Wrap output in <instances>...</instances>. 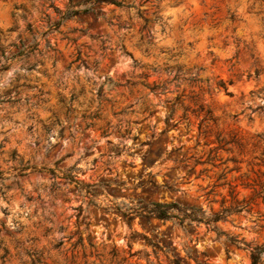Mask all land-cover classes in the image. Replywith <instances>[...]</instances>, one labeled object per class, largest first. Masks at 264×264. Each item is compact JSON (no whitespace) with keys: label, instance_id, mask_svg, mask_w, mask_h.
Wrapping results in <instances>:
<instances>
[{"label":"rangeland","instance_id":"rangeland-1","mask_svg":"<svg viewBox=\"0 0 264 264\" xmlns=\"http://www.w3.org/2000/svg\"><path fill=\"white\" fill-rule=\"evenodd\" d=\"M123 2L133 6L126 8L110 3H91L89 0H67L63 15L53 22L50 17L41 15L42 0H0V56L2 51L6 55L8 48L16 52L21 42L36 45L31 53L13 59L32 76L19 84L13 82L11 89L0 90V97H8L12 91H15L17 97H22L27 102L33 89L42 98L51 97L56 111L60 112L65 120L71 121L74 119L73 114L76 113L85 123L91 124L87 128L85 123L82 125V128L87 130L85 136L98 135L104 144L108 145L107 155L113 158L119 157L123 154L120 146L112 139L105 140L107 127L101 124L104 130L100 131L94 123L101 121L103 111L97 109L91 113L87 110L77 113L74 107L81 97L86 96L89 86L81 83L80 80H76L74 84L65 83L63 80L54 81L53 70L62 69L64 72H69L73 66L79 68L81 64L87 68L86 58L92 55L99 58L111 53L113 58L117 59L113 69L119 67L123 73L124 66L117 58L121 47L127 50L125 55L133 54L135 49L132 47L131 37L143 40L144 37L140 33L146 28L155 27L159 36L156 37L154 33V38H164L161 44L160 60L154 66H150L147 71H141L138 81H129L132 85L131 89H125L129 95L135 89L141 90L147 94L155 107L150 109L141 103L143 108L140 113L141 118L131 120V124L137 127L125 128L124 131L131 136L132 143L143 140L141 146L146 147L148 152L153 151L154 143L166 145L169 155L175 154L178 157L183 176L180 177L175 169L172 173L165 172L170 179L172 174H175L181 180L178 188L165 185V191L160 186L161 178L158 173L154 179L144 178V169L141 167L144 158L141 157L139 164L132 162L133 171L128 172L120 184L122 186L124 181L131 183L133 179L136 180L137 187L133 190V195L137 197V204L152 200H174L181 204L201 207L204 210L208 206V201L211 200L216 209L230 207L228 201L233 199V191L236 189L248 191L241 183L242 180L247 179L251 183H256L264 177V152L254 154L255 145L250 147L249 141L230 127V121L238 119L237 113L227 109L222 112L218 105L226 104L238 94L241 98L246 94L251 95L255 83L252 76L261 75L259 70L247 71V64L242 58L229 67L228 61L236 53L222 39L223 33L220 31L222 10L215 4L205 7V0H194L191 7L195 9V12L184 16L185 10L180 6L185 4L186 0H168V19L173 21L172 28L177 36L181 37V39L172 40L165 35L169 29L159 25L162 17H159L157 13H152L151 17L146 15L148 9L143 7V3L138 7L137 0H123ZM49 4L48 6L60 15L61 10L53 3ZM205 18L207 22L202 23ZM129 32L131 36L128 35ZM120 33L125 34L120 35ZM13 34H15L14 40L11 39ZM5 41L7 44L4 43ZM173 45H175L174 49ZM169 51L171 55L168 54ZM98 62L99 59H97ZM30 66L32 67L28 69ZM7 70L8 68L3 71ZM113 82L116 85L112 88L120 87L119 82ZM143 83L163 84V86L150 91L143 86ZM61 84L67 89V95L56 90ZM165 89L170 91L165 94ZM217 90H219L218 95L214 98L213 93ZM103 92L104 85L96 91L97 98L101 97ZM158 92L159 96H157ZM25 93L29 95H24ZM4 102L0 101V103ZM127 107L132 108L135 113L134 105L128 104ZM162 107L173 110L174 115L171 120L168 118L167 111L163 117L157 119ZM248 107L251 108V105ZM118 111L121 115H125L123 107ZM53 114L55 115V112ZM116 114V112L112 113L113 116ZM92 115L96 116L89 118ZM239 116H243L242 111L239 112ZM61 123L62 121L57 119L54 122L55 127L44 126L51 148L45 151L38 161L41 174L33 179L46 190L47 196L52 200L53 209L62 207L64 211L60 212V216L67 215L73 230H77L75 226L85 214L84 204L73 199L75 188H68L67 194L63 192L66 182L69 181L61 177L60 165L71 154H61L66 132L70 127V124L61 127ZM107 123L110 125L111 121ZM169 124L174 125L168 128V135L175 137L172 143H168L165 136V129ZM181 126L185 128L183 135L178 131ZM61 128H63L62 136H59ZM31 130L32 126L29 125L25 131L31 133ZM146 132L154 137V140L148 139ZM0 147L3 146L0 145ZM96 152H100V147L96 148ZM85 155L92 156V165L100 163L98 156L88 152H85ZM8 156L13 161L21 160L23 164L27 162L32 165L30 160L20 155L17 148L10 149ZM53 157H55L54 162ZM32 158L35 159V156L33 155ZM105 162L112 163V161ZM155 163L156 161L153 160L149 167L151 168ZM172 163L174 162L170 160L169 164ZM50 164L51 167H49ZM78 164L81 165L78 179L83 182L87 190H91L92 177L84 170L82 162L78 161ZM128 165V161H120L117 175L125 171ZM41 167L53 169L56 176L41 170ZM72 167L75 168L76 165ZM30 171L28 169L22 177H27ZM106 171L111 172L112 169L107 168ZM148 177H152L151 172L148 173ZM107 179L101 177L99 183L103 185ZM110 179L113 183L116 182L115 176ZM71 183L75 184V182ZM111 195L112 193L109 192V196ZM59 196H64V199L57 203ZM25 202L30 205L32 198L23 196L17 208L23 209ZM0 211H3L6 216L11 215L9 209L0 207ZM244 211L252 212L253 208L239 209L240 213ZM20 215L25 220L29 218L24 217L23 212ZM31 215L32 213L29 212V216ZM96 215L99 216V220L90 221L88 227L95 230L97 240L103 238L111 244L108 264H169L172 257L178 258L182 264H195L193 258L187 257L185 249H189L193 257L204 261L205 264H251L249 251L241 255L243 250L239 247L237 251H232L229 246L221 245L220 236L216 237V234H213L214 232L203 222L184 223L179 226L155 217L138 216L134 218L130 226L125 222L122 233L117 216L115 232L109 233L105 230V222L112 217L106 213H96ZM226 222L227 217L223 221H217L216 224ZM243 223L242 221L241 224ZM129 228H135V231L128 234ZM234 228L235 225H232L224 231H231ZM62 229L63 225H61ZM90 235V233L82 234L79 239L87 244ZM124 235H129V239L125 240ZM149 242L157 243L161 249H154ZM256 244L264 243L253 245ZM121 249H123L122 254ZM259 264H264V253Z\"/></svg>","mask_w":264,"mask_h":264},{"label":"clouds","instance_id":"clouds-1","mask_svg":"<svg viewBox=\"0 0 264 264\" xmlns=\"http://www.w3.org/2000/svg\"><path fill=\"white\" fill-rule=\"evenodd\" d=\"M193 2L194 0H186V3L180 6L185 10L184 16L195 12V9L191 7ZM49 3H53L61 10L60 15H57V12L48 6ZM141 3L145 9H148L146 15L151 17L155 12L159 17H162L159 20V25L169 29L165 34L167 37L172 40L181 39L172 28L173 21L168 19V0H146V2L137 0L138 7ZM66 4L67 0H47V2L42 0L41 15L50 17L55 22L63 15ZM212 4L222 10V26L220 27V31L223 33L222 39L236 53L228 61L229 67L242 58L243 62L247 64V71L259 70L261 74L252 76L255 83L251 95L246 94L241 98L238 94L226 104L218 105L222 112L227 109L237 113L238 119L230 121V127L244 136L249 141L250 147L255 145L254 154L258 155L260 152H264V0H205V7L212 6ZM206 22L207 18L202 23ZM154 33L156 37L159 36L155 27H149L140 33L144 37L143 40L131 37L132 47L135 49L131 55H125L127 50L121 47L117 58L124 66L123 73L119 67L113 69V65L117 64V59H114L111 53L104 57L98 58L96 55H92L86 58L87 68L81 64L79 68L73 66L69 72H64L62 69L53 70L54 81L63 80L65 83L74 84L76 80H80L81 83H86L89 86L86 96L81 97L74 107L77 113L84 110L89 113L97 109L103 111L101 121L94 123L100 131L107 127L105 140L112 139L115 144L120 146L123 154L119 157L113 158L107 155L108 145L104 144L98 135L85 136L87 130L82 128L85 121L81 120L76 113L73 114L74 119L71 121L65 120L63 115L56 111L51 97L42 98L35 89L32 90L27 102L22 97H17L15 91H12L8 97H0L5 101L0 103V145L3 146L0 147V207L11 211L10 216H6L3 211H0V241H3L0 243V264H108L111 244L103 238L97 240L95 230L89 228L88 224L90 221L97 222L99 220L96 213H106L112 219L105 222V230L114 233V225L118 216L123 233L125 222L132 223L130 218L140 215L141 209L136 202L137 197L133 195V190L137 187L136 180L133 179L131 183L124 181L122 186L120 184V181L124 180V176L133 171L132 162L139 164L140 158L143 157L144 163L141 167L144 169V178L154 179L158 173L161 178L160 186L165 191V185L177 188L180 186L181 180L175 174H172L171 179L165 175V172L172 173L175 169L176 172H179L180 177L183 176L182 165L179 164L178 157L175 154L169 155L166 145L154 143L153 151L148 152L146 147L141 146L143 140L132 143L131 136L124 131L125 128L135 129L137 127L131 124V120L141 118L140 113L143 111L141 103L150 109L155 107L147 94L141 90L135 89L131 95L125 91V89L132 88L129 81H138L141 71H147L150 66H154L160 60L161 44L164 42V38H154ZM124 34L120 33V35ZM128 35L131 36V33L129 32ZM11 39H15V34ZM4 43L7 44V41ZM174 48L175 45H173ZM13 53L14 49L8 48L7 54L0 56V65L10 66L7 71L0 72V76H2L0 90L11 89L13 82L19 84L32 76L12 59ZM168 54L171 55V51ZM97 59H99L98 63ZM237 67H239L238 64ZM109 77L112 81L119 82L120 87H109ZM101 85H104V92L101 97L97 98L96 91ZM56 90L68 94L63 84L59 85ZM168 91L170 90L165 89V94ZM218 91L213 93L214 98L218 95ZM24 95L29 94L25 93ZM159 95L158 92L157 96ZM128 104L135 106V113L132 108L127 107ZM161 104H164L163 100ZM249 105L251 108L248 107ZM122 107L125 109V115H121L118 111ZM166 111L169 120H171L174 115L173 110L163 107L157 115V119L163 117ZM241 111L243 116H239ZM113 112L117 114L113 116ZM57 119L62 121L61 127L70 124L61 154L70 153L71 155L60 165L61 176L65 172H70L79 177L81 165L78 164V161H80L84 170L92 177L93 187L91 190H87L79 179L75 184L66 182V186L63 188L65 194H67L68 188H75L73 199L84 204L85 214L76 224L77 230H73L67 215L60 216V212L64 211L62 207L53 209L52 200L47 196L46 190L33 179L41 174L38 161L44 152L51 148L49 139L46 138L47 134L44 132V126L55 127L54 122ZM108 121H111L110 125L107 123ZM149 122H151L150 118ZM101 124L104 127H101ZM29 125L32 126L31 133L25 131ZM171 127L174 125L169 124L165 129L168 143H172L175 139L174 136L168 135V128ZM178 131L183 135L185 128L181 126ZM145 135L148 139L154 140V137L149 133L146 132ZM97 147H100L99 153L96 152ZM12 148L19 149L20 155L31 161L33 167L27 177L20 175L22 169L18 160L9 159L8 153ZM85 152L98 156L100 163L92 165V156H86ZM33 155L35 159L32 158ZM54 159L55 157H53V162ZM153 160L156 163L150 168L149 165ZM170 160L174 163L169 164ZM105 161H112V163ZM120 161H128L129 165L125 171L119 172L117 175ZM73 165L76 167L73 168ZM51 166L50 164L49 167ZM107 168H111L112 171H106ZM149 172L152 173V177H148ZM112 176L116 177L115 183L110 179ZM101 177L108 178L103 185L99 183ZM241 183L248 191L244 192L240 189L233 191V199L228 201L230 207L227 211L214 208L212 201L209 200L203 217L208 219L214 213H219L222 221L227 217L226 223L214 224L212 227L220 233L219 243L221 245L229 246L232 251H237L239 246L243 250L241 252L243 255L244 252L250 251V245L264 243V177H261L256 183H251L247 179L242 180ZM34 189L35 192H33ZM109 192L112 193L111 196H109ZM23 196L31 197L32 203L29 205L25 202V207L18 209L17 204ZM63 199L64 196H59L57 203ZM249 207L253 208L252 212H239L240 208ZM54 211L55 214H53ZM21 212L24 217L29 218L23 219L20 215ZM29 212L32 213L31 216H29ZM61 225H63L62 230ZM232 225H235L234 229L224 231L225 228H231ZM48 229L51 231H47ZM134 231L135 228L127 230L128 234ZM87 233L91 235L88 237V243L85 244L79 238L82 234ZM231 237H236L234 243L230 239ZM124 239L128 240L129 235H124ZM120 251L122 254L123 249Z\"/></svg>","mask_w":264,"mask_h":264},{"label":"trees","instance_id":"trees-1","mask_svg":"<svg viewBox=\"0 0 264 264\" xmlns=\"http://www.w3.org/2000/svg\"><path fill=\"white\" fill-rule=\"evenodd\" d=\"M91 3H110L113 4L115 6H124L126 8L133 6L132 4L129 3H124L123 0H89ZM51 5V3L49 4ZM146 20V19H144ZM35 44L34 45H27L24 44L23 42H21L20 46L17 47V51L13 53L12 55V59H15L19 56H24L27 55L28 53H31L34 49H35ZM4 52H1V56H4ZM9 66H4V65H0V72L7 69ZM32 66L28 67L31 68ZM176 77V75H175ZM175 77L173 79H175ZM114 85H116L115 82H113L110 78H108V86L109 87H113ZM103 85H101L100 87H102ZM143 86L145 88H148L150 91H154L156 88H160L163 86V84H145L143 83ZM0 101H4V99H0ZM96 115H92L89 116V118H93ZM91 124L90 123H85V128L89 127ZM62 130L63 128H61L59 130V136H62ZM21 165V172L20 175H25V173L27 172L28 169L32 170V165H30L29 163H22L21 160L19 162ZM40 170V169H39ZM41 170H46L49 173H51L53 176H56V173L53 171V169H46L45 167H41ZM63 178H65L66 180H68L69 182H75L77 181L78 177L75 175H72L70 172H65L63 174V176H61ZM140 209H141V213L139 215V217H144V218H148V217H155L157 219H160L162 221H170L173 225H183L184 223H200L203 222L205 223L210 230H212L215 234L216 237L220 236V233L216 231L215 228L212 227V225L216 224L217 221L221 220L220 214L219 213H214V215L208 219H205L203 217V212L204 210L201 209V207H197L194 205H185V204H181L177 201L171 200V201H160V200H152L149 202H142L140 204H138ZM225 211H227L228 208H223ZM226 218V217H225ZM224 218V219H225ZM132 221L134 220V218H130ZM129 226L131 225V223L126 222ZM232 240V242H235V237H231L230 238ZM149 244L154 248H158L161 249L159 247V245L157 243H153V242H149ZM239 247V246H238ZM250 251H249V255H250V259H251V264H259L261 256L264 253V244L261 245H250ZM186 255L189 258H193V260L195 261V264H205L204 261L202 260H198L196 257H193L190 254L189 249H185ZM37 259H39V257H37ZM169 264H182L181 261L176 258V257H172L169 260Z\"/></svg>","mask_w":264,"mask_h":264}]
</instances>
